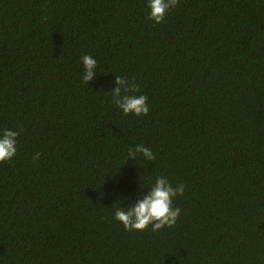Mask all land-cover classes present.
Instances as JSON below:
<instances>
[{"label":"trees","instance_id":"obj_1","mask_svg":"<svg viewBox=\"0 0 264 264\" xmlns=\"http://www.w3.org/2000/svg\"><path fill=\"white\" fill-rule=\"evenodd\" d=\"M147 5L0 0V264H264V0ZM159 177L185 186L176 224L126 231L116 209Z\"/></svg>","mask_w":264,"mask_h":264},{"label":"clouds","instance_id":"obj_2","mask_svg":"<svg viewBox=\"0 0 264 264\" xmlns=\"http://www.w3.org/2000/svg\"><path fill=\"white\" fill-rule=\"evenodd\" d=\"M179 4V0H148V8L150 10L148 19L159 24L164 21L166 13L175 8ZM82 65L86 70L82 75L83 83H87L92 79L94 69L97 62L89 55L81 57ZM117 87L113 95L115 99L113 103L119 107L124 115L134 114L136 116L147 115L149 108L146 104L147 97L145 95H131L139 91L137 85L120 76H116L115 81ZM123 89L125 95H121ZM120 97V99H117ZM3 138H0V162L10 160L16 154V138L18 132L12 130H3ZM140 153L147 160L155 159L152 151L144 147L143 144L137 146L135 151L128 149V156L135 157ZM40 153H37L34 159H39ZM184 185L180 184L173 188L171 183L166 178H157L151 190L143 197L137 198L130 207H120L114 213V219L120 222L126 231H143L152 227L155 232L167 227H172L176 224L180 214L179 208L172 206V198L178 195H183Z\"/></svg>","mask_w":264,"mask_h":264}]
</instances>
